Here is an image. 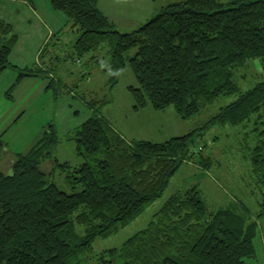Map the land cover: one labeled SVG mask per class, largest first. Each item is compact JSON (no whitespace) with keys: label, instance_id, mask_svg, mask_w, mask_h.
<instances>
[{"label":"trees","instance_id":"trees-1","mask_svg":"<svg viewBox=\"0 0 264 264\" xmlns=\"http://www.w3.org/2000/svg\"><path fill=\"white\" fill-rule=\"evenodd\" d=\"M33 7V0H15ZM61 12L76 35L71 48L80 58L108 47L107 84L114 87L128 65L137 88L128 87L133 110L173 107L182 120L196 116L219 97L235 99L221 107L201 128L161 143L125 140L101 114L110 100L79 97L90 117L67 135L81 163L70 166L52 160V170L64 173L67 194L47 180L42 170L58 140L47 124L42 136L25 153L11 157L9 173L0 170V264H88L94 240L107 238L127 226L162 195L179 167L199 159L210 167L204 136L214 127H239L255 119L253 142L244 137V159L260 201L257 218L264 217V80L240 92L232 70L259 59L264 67V0H183L162 7L133 31L120 33L98 9V0H47ZM33 68L19 70L9 62L17 35L0 21V75L17 74L11 92L25 78L49 79L45 88L55 98L54 80L41 69L47 47ZM134 51L132 57H128ZM70 54L66 56L69 57ZM92 63L100 60L89 58ZM51 63H60L49 54ZM90 63V61H89ZM51 69V68H50ZM54 75V69H51ZM211 76L220 78L208 87ZM58 81H60L58 79ZM217 139V138H216ZM197 142L202 148L197 147ZM5 143L0 138V157ZM195 151V153H194ZM51 174V173H50ZM78 228L82 232H78ZM255 221L231 209L210 210L196 186L171 195L145 228L118 248L103 250L98 264H245L255 258Z\"/></svg>","mask_w":264,"mask_h":264},{"label":"rangeland","instance_id":"rangeland-1","mask_svg":"<svg viewBox=\"0 0 264 264\" xmlns=\"http://www.w3.org/2000/svg\"><path fill=\"white\" fill-rule=\"evenodd\" d=\"M152 1L153 3L151 1L149 3L151 12L148 16L139 18V14L148 13L149 11L147 9L148 3L144 2V7L138 6L137 10L123 11L121 14H125L124 16L115 18L114 29L116 28L120 33H127L131 31L129 30L130 28L137 29L139 25L146 21L143 19H149L162 7L183 0ZM217 1L225 4L233 0ZM22 14H24L23 9L17 10L16 6L8 4L7 0H0V19L6 18L11 22H15ZM64 25L60 28L63 29ZM60 30L55 32V34ZM75 37L76 35L70 31L69 27L63 29L57 38L59 40L50 42L51 45L53 44L54 49L48 46V50L42 60L41 69L44 74L52 78L51 80H54L57 98L53 96L50 90H45L49 79L42 77V73H40L37 78L25 79L31 81L39 79L42 85L36 87L31 83L28 91L11 107L10 112L0 117L1 123L7 119L5 126L0 124L1 139L5 133L4 130L7 131L5 133L6 136L2 139V141L7 143V148L5 144V149L1 152L0 162L3 165H0L1 171L11 165L10 155L12 157L15 155L13 154L14 152L24 153L28 151L35 137L33 145L42 136L46 125L52 124L60 139L53 149L52 158L44 162L42 170L47 174V180L54 183L61 191L67 194L78 191L79 187H76L75 190L70 189L65 181L66 175L64 173L51 170L53 159L59 163L66 162L70 166H76L81 163V159L76 157L74 143L67 140L69 132L91 115L84 103L80 101L79 97L81 95H84L87 101L93 99L110 100L107 105L101 108V114L104 118L109 119L112 126L124 136L125 140H144L153 143H161L201 128L221 107L228 105L235 99L234 96L219 97L211 105L201 109L196 116L187 120H182L171 106L163 110H154L149 105H146L140 109L133 110V100L127 88H137V83L128 65H126L117 83L110 91L107 84L110 73L105 70V64L109 60L108 47L102 45L98 51L84 55L80 58L79 63H76V56L71 48ZM16 42L13 47L16 46ZM27 45H31V43ZM49 54H55L59 58L60 63H51ZM68 54L70 55L66 58ZM133 54L134 51H130L127 56L132 57ZM91 57L100 60L99 65L96 62L94 64L89 63V58ZM50 68L54 69V75ZM231 74L233 84L240 92H245L257 82L264 80V67L261 60H250L246 61L242 67L232 70ZM220 81L219 77L211 76L208 81V87L211 89ZM6 92L7 90L4 92L3 97L6 101H9L11 99L6 97ZM14 93L15 90H12L11 97ZM28 93H31L30 96ZM127 104L128 106H126ZM14 110H18L15 114H18L19 122L8 124L12 121L11 114ZM20 115L23 116L20 117ZM258 123L254 119L239 127H214L208 130L204 136L207 147L202 155L204 158L209 157L210 167L208 169L201 168L199 159L183 163L169 180L160 198L148 205L140 216L117 233L104 239L98 238L94 240L92 249L86 255L88 264H98L97 257L101 251L121 246L127 238L145 228L152 216L171 195L193 186H196L201 191L203 199L210 210L228 208L249 219V221L256 222L255 258L246 260L245 264H264V217H256L260 210L259 191L250 176L249 164L243 157L242 148L244 137L249 136L250 141L253 142L254 134L251 131H254L255 128L261 129ZM202 146L201 143L197 142L196 149L199 150L198 148H202ZM78 232H82V229L78 228Z\"/></svg>","mask_w":264,"mask_h":264},{"label":"crops","instance_id":"crops-1","mask_svg":"<svg viewBox=\"0 0 264 264\" xmlns=\"http://www.w3.org/2000/svg\"><path fill=\"white\" fill-rule=\"evenodd\" d=\"M150 1L151 3H153L152 0H98V9L110 22H112V24H115V18L117 19L125 15V14H121L123 11L137 10L138 9L137 7L143 6L144 2L148 3L147 9H149V11L148 13L139 14L140 15L139 18H141L142 16L143 17L148 16V14L151 12L150 6H149ZM7 3L10 5H15L17 10H21V9L24 10V14L20 15L15 22H11L6 18L0 19V21H4L11 25L18 39L16 42L17 43L16 46L13 47V49L10 52L9 62L10 64L15 66L19 70L33 68L38 63V54L40 50L42 49V46L46 43V41L49 39L51 35L55 34V32H57L58 30L62 28L61 26L65 24L66 18L61 12L53 10L50 7L47 0H33L32 2L33 7L29 6L27 3L22 2V1L7 0ZM135 18L137 17L135 16ZM149 19L145 18L143 20L147 21ZM129 30L133 31L135 29L130 28ZM29 43H31V45H27ZM89 61L90 63H92L91 59H89ZM94 67H97V66H94ZM16 78H17V74L10 70H5L0 75V117L5 113L8 114L10 112L11 107L14 104H16L18 99H20V97L23 96L28 91V87L30 86L31 83H33L32 85L36 87H40L42 85L39 79H34L32 81L29 79H25L24 81L19 83V85H16V87L14 88L15 90V93L13 95L14 97L12 96L11 100L6 101L3 97V94L15 82ZM30 94L28 93L29 96ZM112 101L114 102V100ZM126 106H128V104ZM129 108H130V105H129ZM18 110L12 111V114H11L12 121L8 124H16L19 122L18 116H17L18 114L17 113L15 114V112ZM22 116L23 115H20V117ZM6 120L3 123L0 122V124L2 126H5ZM106 120L109 122V119H106ZM110 125L112 126L111 123ZM7 128L10 129V127L8 126ZM1 129H3V127H1ZM4 131L5 133L7 132L6 130ZM115 131L117 130L115 129ZM117 132L122 136V134L119 131ZM5 133L3 135V138L6 136ZM0 134H1V131H0ZM122 137L124 138V136ZM34 141L31 143L30 148L33 145ZM4 143L6 144V148H7V143L6 142ZM13 154H17V153L14 152ZM0 165H2L1 162H0ZM3 171L6 173H9L10 168L6 167V169H3Z\"/></svg>","mask_w":264,"mask_h":264}]
</instances>
